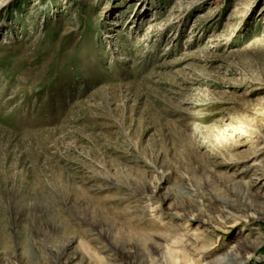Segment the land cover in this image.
<instances>
[{"label": "rangeland", "instance_id": "1", "mask_svg": "<svg viewBox=\"0 0 264 264\" xmlns=\"http://www.w3.org/2000/svg\"><path fill=\"white\" fill-rule=\"evenodd\" d=\"M234 258L264 264V0H0V264Z\"/></svg>", "mask_w": 264, "mask_h": 264}, {"label": "bare ground", "instance_id": "2", "mask_svg": "<svg viewBox=\"0 0 264 264\" xmlns=\"http://www.w3.org/2000/svg\"><path fill=\"white\" fill-rule=\"evenodd\" d=\"M174 238H175V242H174L175 244H176L177 242H178V243L180 242V241L178 240L179 237H178V239H177L175 236H173V239H174ZM171 240H172V239H171ZM181 240H183V239L181 238ZM171 242H173V241H171ZM175 244H174V245H175ZM180 244H181V243H180ZM182 245H183V244H182ZM182 245H181V246H182ZM184 246H185V244H184ZM168 249H169V247H168ZM183 249H184V248H183ZM183 252H184V251H183ZM175 253H176V252H175ZM184 253H185V252H184ZM172 254H174V252H173ZM172 254H171V252H170V256H169V255H166V256H169L170 259H171V258H172L171 255H172ZM183 255H184V254H183ZM175 256H177V255H175ZM172 259H173V258H172ZM174 259H176V258H174ZM174 259H173V260H174ZM243 263H244V261H243L242 259H235V258H234L233 261L230 262V263H228V264H243Z\"/></svg>", "mask_w": 264, "mask_h": 264}]
</instances>
